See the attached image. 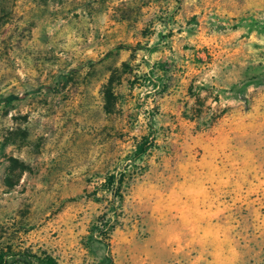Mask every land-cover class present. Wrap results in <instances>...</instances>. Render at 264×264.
I'll list each match as a JSON object with an SVG mask.
<instances>
[{"label": "rangeland", "instance_id": "obj_1", "mask_svg": "<svg viewBox=\"0 0 264 264\" xmlns=\"http://www.w3.org/2000/svg\"><path fill=\"white\" fill-rule=\"evenodd\" d=\"M35 259L264 264V0H0V263Z\"/></svg>", "mask_w": 264, "mask_h": 264}, {"label": "trees", "instance_id": "obj_2", "mask_svg": "<svg viewBox=\"0 0 264 264\" xmlns=\"http://www.w3.org/2000/svg\"><path fill=\"white\" fill-rule=\"evenodd\" d=\"M122 174H123L122 172H119L118 176H121ZM110 182L112 184L115 183L116 186L118 187V185L120 184L121 181L119 179H114V177L112 176ZM114 219H115V217L114 218L109 217L108 219H106V221L99 227V230H98V233H97L98 236L101 238L99 241L101 243H103L105 247L107 246V244L103 240L106 239V237L108 236V232L112 229L113 224L115 223ZM35 260L37 261L36 264H54V263H52L50 261L42 262L39 259H35ZM29 262H31V261H29ZM0 264H7V263L5 261H2Z\"/></svg>", "mask_w": 264, "mask_h": 264}]
</instances>
